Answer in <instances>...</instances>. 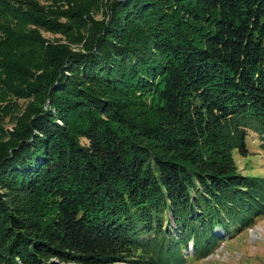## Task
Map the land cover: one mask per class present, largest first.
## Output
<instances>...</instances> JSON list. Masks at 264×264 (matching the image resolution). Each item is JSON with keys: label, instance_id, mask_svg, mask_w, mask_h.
<instances>
[{"label": "trees", "instance_id": "16d2710c", "mask_svg": "<svg viewBox=\"0 0 264 264\" xmlns=\"http://www.w3.org/2000/svg\"><path fill=\"white\" fill-rule=\"evenodd\" d=\"M106 1L0 0V264H188L264 216V0Z\"/></svg>", "mask_w": 264, "mask_h": 264}, {"label": "rangeland", "instance_id": "374dc122", "mask_svg": "<svg viewBox=\"0 0 264 264\" xmlns=\"http://www.w3.org/2000/svg\"><path fill=\"white\" fill-rule=\"evenodd\" d=\"M45 9L62 4L63 0H35ZM101 2L98 12L91 14L93 19L106 21L109 19L108 1ZM44 41L63 42L64 37L58 33L41 30ZM72 47L76 46L74 44ZM11 129V128H10ZM249 153L246 156H240L234 153L233 157L237 165V170L241 173L254 176H264V150L260 147V137L254 133L245 139ZM252 228L243 230L239 234L220 243L214 248L212 253L205 258H195L188 264H264V216L255 222Z\"/></svg>", "mask_w": 264, "mask_h": 264}]
</instances>
